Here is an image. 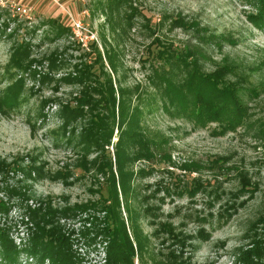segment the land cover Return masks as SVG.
<instances>
[{"label":"rangeland","instance_id":"1","mask_svg":"<svg viewBox=\"0 0 264 264\" xmlns=\"http://www.w3.org/2000/svg\"><path fill=\"white\" fill-rule=\"evenodd\" d=\"M254 14L252 0H0V229L21 250L16 264H51L23 251L46 208L65 211L55 224L74 264H105L101 160L117 181L119 128L103 151L85 143L103 111L80 72L106 50L152 154L122 165L118 209L140 247L133 264H245L264 236V23ZM221 70L244 114L233 129L189 114L190 77ZM161 76L182 89L184 106Z\"/></svg>","mask_w":264,"mask_h":264},{"label":"trees","instance_id":"2","mask_svg":"<svg viewBox=\"0 0 264 264\" xmlns=\"http://www.w3.org/2000/svg\"><path fill=\"white\" fill-rule=\"evenodd\" d=\"M252 2L255 6V14L252 16V21L254 24L260 25L264 23V0H252ZM189 54L186 53L183 59L181 58L183 56H179V58L185 60L189 57ZM190 56L192 57L193 55L190 54ZM104 61L107 62L111 72H107ZM17 68L20 69V67ZM219 72L220 74L217 75L203 76L198 75L199 73L195 71V74L190 77L186 84V93L192 95V99L188 103L192 105V110L189 111V114L193 115L197 120H199V117H206L226 125L227 129H233L239 126L240 120L244 115L240 113L241 102L236 95L237 85L222 81V77L228 72L223 70ZM80 74L81 76L85 75L88 78H92V83L88 87L92 94L99 96L95 105L99 104L100 111H103L102 119H99L96 115L93 116L92 126L86 131L87 139L85 143L90 147L103 151L104 147L110 144L114 125L116 124L119 128L116 144L119 148V153L115 155V163L119 172L117 181H115L112 164L109 159L101 160L104 168L110 173L109 183L106 186V197L100 194L103 202L102 206L104 205L106 208L104 210V226L102 228L105 235V241L103 242L106 243L105 264H133L135 253L140 251V247L138 248V245L135 244L136 246L133 248V242L129 237V225L121 218L118 209L120 200L125 201V188L128 190L123 177L122 165L127 161L130 162V160H148L152 154L147 143L143 141L142 133L134 129L137 127V116L140 112H137L138 110L136 109V113L134 112L136 115H134L131 110L130 112L125 110V105L130 103L125 97L126 91L117 83L116 77L113 80V76L117 74L114 52L111 50L110 52L108 50L104 51V59L97 52L93 64H86ZM161 79L165 80L166 88H164V92L166 94L170 93L167 95L171 97V102H179L180 105L184 106L186 96L183 94L182 89L163 78V76H161ZM82 81L83 79L81 78L79 82ZM116 93L117 98L115 96ZM81 95L83 98H90L89 94H85L83 91ZM8 97L10 98L5 97L4 100H13L11 96ZM82 97L77 99L79 105ZM230 106H233V108H230ZM79 107L77 104L74 109L66 108L68 111L67 121L72 118ZM122 124L127 130H122ZM127 142L142 148L135 153L133 158H129L125 152L120 151ZM79 167L83 168L81 165ZM121 195L123 198L120 197ZM107 208H110V210ZM46 209V213L41 217L43 226L39 228L38 234H33L29 242V249L25 248L23 251H26L31 257H39L41 261L47 258L51 264H74L67 252V241L60 234L59 227L55 224L56 216L61 210L58 212L50 208ZM64 213L65 211L61 212V214ZM5 232V229H0V255L6 263L16 264L21 250L19 251L12 244L4 234ZM242 255L244 257L247 256L248 260L244 257L241 259L245 264H260V260L264 257V236H255L251 241V248ZM253 256L256 260L251 259Z\"/></svg>","mask_w":264,"mask_h":264},{"label":"built area","instance_id":"3","mask_svg":"<svg viewBox=\"0 0 264 264\" xmlns=\"http://www.w3.org/2000/svg\"><path fill=\"white\" fill-rule=\"evenodd\" d=\"M17 10H20V9H17Z\"/></svg>","mask_w":264,"mask_h":264}]
</instances>
